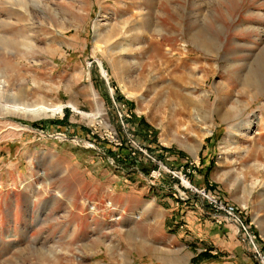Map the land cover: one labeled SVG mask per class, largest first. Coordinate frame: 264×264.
<instances>
[{"label": "rangeland", "instance_id": "rangeland-1", "mask_svg": "<svg viewBox=\"0 0 264 264\" xmlns=\"http://www.w3.org/2000/svg\"><path fill=\"white\" fill-rule=\"evenodd\" d=\"M261 256L264 0H0V264Z\"/></svg>", "mask_w": 264, "mask_h": 264}, {"label": "crops", "instance_id": "crops-1", "mask_svg": "<svg viewBox=\"0 0 264 264\" xmlns=\"http://www.w3.org/2000/svg\"><path fill=\"white\" fill-rule=\"evenodd\" d=\"M168 199H170V201H171L170 197H168ZM157 201H158V198L155 199V204L157 203ZM155 204H153L152 202L151 203H146V202L143 203L142 202V204L139 203L138 208H136L132 212L131 217H133V218H131V219L133 220L135 218V220L136 219L144 220L145 217H147L148 215H150L154 211V207H155L154 205ZM119 206L122 207L121 204H119ZM171 206H172V208L170 207L168 210L170 211V217L174 216L175 220L172 222L174 227L178 228L176 233H174L175 237H176V236H178L179 230H182V231L189 230L191 228V225L195 222V218L192 216L191 217L192 219L191 218H187L188 220L185 218L182 219L181 217H179V215H178L179 210H177L175 208L173 201H171ZM123 208H126V205H124ZM160 210L162 212V210H164V209L160 208ZM155 212H157V214H158V212L160 213L159 209ZM162 214H163V212H162ZM212 218L214 220L215 216L212 215L211 219ZM182 224H185L186 226H183V228H181L180 225H182ZM192 231L195 232L194 230H192ZM180 236L183 237V235H180Z\"/></svg>", "mask_w": 264, "mask_h": 264}, {"label": "bare ground", "instance_id": "bare-ground-1", "mask_svg": "<svg viewBox=\"0 0 264 264\" xmlns=\"http://www.w3.org/2000/svg\"><path fill=\"white\" fill-rule=\"evenodd\" d=\"M12 13V12H11ZM17 13V12H16ZM13 14V13H12ZM13 15H20V14H13ZM197 15V14H196ZM21 16V15H20ZM202 17V16H201ZM5 38V37H4ZM7 42V41H6ZM11 46L16 50H20L19 45L21 44L19 41H9ZM206 47V46H205ZM104 71V70H103ZM106 74V72L104 71ZM7 113L15 114L20 116H26L30 118H37V117H46V116H54L57 113H61L63 111L62 105L57 107L42 105V106H17V105H6L3 107ZM188 183V182H187Z\"/></svg>", "mask_w": 264, "mask_h": 264}, {"label": "built area", "instance_id": "built-area-1", "mask_svg": "<svg viewBox=\"0 0 264 264\" xmlns=\"http://www.w3.org/2000/svg\"><path fill=\"white\" fill-rule=\"evenodd\" d=\"M217 208L223 212L225 214V217L223 218H230L231 220L233 221H239L238 220V210L233 206V205H230V204H227V203H224L222 201H218L217 202ZM234 218V219H233ZM262 260L264 261V257L261 256Z\"/></svg>", "mask_w": 264, "mask_h": 264}]
</instances>
